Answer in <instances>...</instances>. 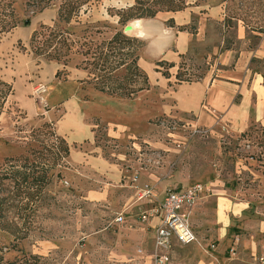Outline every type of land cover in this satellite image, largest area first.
Listing matches in <instances>:
<instances>
[{
    "label": "rangeland",
    "instance_id": "1",
    "mask_svg": "<svg viewBox=\"0 0 264 264\" xmlns=\"http://www.w3.org/2000/svg\"><path fill=\"white\" fill-rule=\"evenodd\" d=\"M11 1L19 24L0 40V75L14 88L0 116V166L6 158L28 154L30 150H38L37 156L42 153L44 158L52 157L58 141L48 134V129L43 130L37 141L31 135L32 129L44 122L50 123L55 133L67 127L64 122H58L64 114L63 103L70 100L67 98L76 83L63 79L64 71L56 77L55 70H63V65L36 55L29 43L32 32L41 24H53L63 0ZM186 2L200 11L208 5H220L222 11L218 17H209L203 41L192 42L205 45L195 46L179 60L177 70L183 79H200L213 65L215 57L208 53L207 44H223L238 50L240 44L255 45L263 36L255 37L257 33L249 31L264 26V0ZM133 3L134 0H90L74 20L87 25L88 34L99 41L139 20L129 21L125 26L117 22V12ZM25 19L28 24H23ZM197 21L192 19L186 28L195 33ZM76 23L73 21L71 26ZM97 29L102 32L97 34ZM42 32L45 33L38 36V42L48 35ZM136 34L135 30L129 35L138 37ZM82 59L72 57L67 71L82 64ZM86 66L91 68L87 63ZM251 67L264 76V59L254 60ZM39 85L45 87L40 94L36 91ZM84 86L114 102L100 108L99 99L84 92L83 99L90 102L84 105L87 114L84 121L93 126L96 144L103 148L104 155H123L121 166L127 169L128 177L139 176L137 182L131 178L129 184L132 182L139 188L151 185L162 196L169 188L185 189L201 183L210 190L222 187L225 191L221 195L246 206L244 214L230 218L222 230V222L215 215L217 194L213 190L204 193L190 215L198 241L174 244L167 264H264V165L257 160L264 158V146L257 145L256 137L240 138V133H233L225 126H192L188 120L192 116L181 117L165 110V106L174 105L173 98L152 81L149 89L140 91L133 99L99 92L91 83ZM108 122L128 127L135 137L128 131L127 136L115 139L108 133ZM251 123L264 125L250 120L248 126ZM82 143L88 148L87 141ZM36 161L46 162L40 157ZM61 164L54 170L60 175L52 178L47 197L33 218V232L20 246L28 252L48 255L59 264H154L151 256L141 252L138 227L144 224L139 221L138 209L132 214L124 213L123 221L116 222L121 208H116L114 202L84 199V189L96 183L92 172L85 170L80 175L68 168L67 160ZM10 239L8 234L0 232V244H7Z\"/></svg>",
    "mask_w": 264,
    "mask_h": 264
},
{
    "label": "crops",
    "instance_id": "2",
    "mask_svg": "<svg viewBox=\"0 0 264 264\" xmlns=\"http://www.w3.org/2000/svg\"><path fill=\"white\" fill-rule=\"evenodd\" d=\"M221 11L220 5H208L201 11L188 5L183 10L161 11L153 18L139 19L140 27L134 29L137 31L136 35L141 37L145 44L140 50L138 65L147 73L149 81L158 85L164 94H171L174 105H168L170 108L165 106L166 111H172L181 117L192 116L188 120L195 127L225 126L233 133H241L248 127L250 120L264 122V76L263 73L251 67L252 59H264L263 36L255 45L240 44L238 50L223 44H207L210 46L208 53L215 58H213V65L210 64V69L203 77L180 83H177L175 78L181 55H186L195 46L205 45L192 44V42L203 41L209 17H218ZM169 19L173 20V26L167 23ZM192 19L198 20L195 33L187 28L179 29L180 26L188 25ZM257 35L260 37V33ZM162 60L175 64L168 69L169 77L156 71V63ZM66 79H72L76 83L73 86L74 91H71L67 98L70 100L63 103L64 114L58 122V124L64 122L67 127H63L56 133L64 137L70 146L68 168H73L80 175L82 171L88 170L96 177L94 179L96 183L84 189V199L92 202H114L116 208H121L117 214L123 215L124 213L132 214L135 209H138L139 214L156 206L163 199L166 191L160 196L157 190H153V197L137 201L135 196L138 186L129 182L131 178L137 182L139 176L135 174L133 177H128L127 169L121 166L123 155L105 156L103 148L96 144L93 126L84 121V117L85 120L87 117L86 112L83 111L84 105L90 103L89 100L83 99L84 92L99 99L100 108L114 102L100 93L89 90L88 86H84L88 73L83 68H71ZM132 109L135 107L132 106ZM115 113L118 114L119 111ZM107 124L108 133L115 139H122L128 133L135 137L134 131L122 124L113 122ZM84 140L88 142V148L82 143ZM212 190L217 194L215 215L222 222V230H224L230 218H240L244 214L246 206L240 201L221 195V191H225L222 187ZM123 215L122 218H124ZM157 223L158 217L155 216L138 227L141 231V252L146 257L151 256L154 227Z\"/></svg>",
    "mask_w": 264,
    "mask_h": 264
},
{
    "label": "trees",
    "instance_id": "3",
    "mask_svg": "<svg viewBox=\"0 0 264 264\" xmlns=\"http://www.w3.org/2000/svg\"><path fill=\"white\" fill-rule=\"evenodd\" d=\"M89 1L63 0L53 24H41L39 29L32 32L30 46L34 48L36 55L45 56L63 65V70L55 73L56 77L64 71L63 79H66L69 60L81 56L84 58L81 60L82 64L75 67L87 71L86 82L91 83L94 89L110 96L133 99L140 91L149 89L147 73L138 65L144 40L125 34L123 29H119L108 38L94 41L91 34H88L89 27L74 20ZM187 6L186 0H134L133 5L117 12V22L125 26L135 19L153 18L158 12H175ZM73 21L77 23L71 26ZM28 22V19L23 20V24ZM167 23L174 25L172 19ZM18 24L13 2L0 0V40ZM179 29H186V26H180ZM42 31L48 32V35L38 42V36L45 33ZM95 32L100 34L102 31L97 29ZM249 32L260 33L264 37V26L250 28ZM183 56L181 55V58ZM86 63L91 68L88 69ZM156 65V70L165 77H169L168 69L175 66L174 63L164 60L158 61ZM181 77L182 73L178 69L175 75L177 83L190 81ZM13 91V84L0 75V116L6 109ZM49 124L44 122L41 126L33 128L31 135L38 141V136L42 135L44 129H48V134L58 141L51 158H44L42 153L37 156L38 150H30L28 154L6 158L0 166V232L8 234L11 238L7 244H0V264H59L48 255L28 252L20 246V242L33 232V218L47 197L48 185L54 176L60 175V172L55 174L54 170L62 166L61 162L66 161L70 153V146L65 138L51 130ZM251 136L257 138V145L264 146V125L251 123L239 134L240 138ZM39 157L46 162L36 161ZM257 160L264 165V158L258 157Z\"/></svg>",
    "mask_w": 264,
    "mask_h": 264
},
{
    "label": "built area",
    "instance_id": "4",
    "mask_svg": "<svg viewBox=\"0 0 264 264\" xmlns=\"http://www.w3.org/2000/svg\"><path fill=\"white\" fill-rule=\"evenodd\" d=\"M36 91L40 94L45 91V87L39 85ZM153 190V186L148 184L138 187L136 200L142 201L153 197ZM210 191L201 183H195L185 189L169 188L156 206L138 214L139 221L143 224L149 218L158 217V223L154 227L151 252L154 264H167L174 244L189 245L198 241L190 222V215L196 202L204 193ZM122 215V213L117 214L114 220L120 222L123 219Z\"/></svg>",
    "mask_w": 264,
    "mask_h": 264
},
{
    "label": "water",
    "instance_id": "5",
    "mask_svg": "<svg viewBox=\"0 0 264 264\" xmlns=\"http://www.w3.org/2000/svg\"><path fill=\"white\" fill-rule=\"evenodd\" d=\"M135 28V25H133V26H131V24H129V25H126L125 27H124V29H123V32L125 33V34H131L132 32H133V30H135L134 29Z\"/></svg>",
    "mask_w": 264,
    "mask_h": 264
},
{
    "label": "bare ground",
    "instance_id": "6",
    "mask_svg": "<svg viewBox=\"0 0 264 264\" xmlns=\"http://www.w3.org/2000/svg\"><path fill=\"white\" fill-rule=\"evenodd\" d=\"M135 23L133 24V25H135V28L137 27V28H139L140 27V24H141V22H140V20H136V21H134ZM133 25H131V26H133Z\"/></svg>",
    "mask_w": 264,
    "mask_h": 264
}]
</instances>
